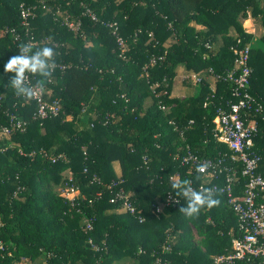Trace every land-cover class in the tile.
Listing matches in <instances>:
<instances>
[{
  "label": "trees",
  "instance_id": "obj_1",
  "mask_svg": "<svg viewBox=\"0 0 264 264\" xmlns=\"http://www.w3.org/2000/svg\"><path fill=\"white\" fill-rule=\"evenodd\" d=\"M20 5L35 8L28 31L20 24ZM248 12L263 21L262 45L250 48L249 65L250 93L264 106V0H0V128L9 125L10 113L26 122L0 139V264H210L231 251L242 232L225 194L216 191L218 206L187 218L179 212L186 201L175 195L170 177L189 179L195 189L204 179L181 164L186 148L230 164V150L212 131L216 110L233 100V85L216 80L212 91L202 77L192 96L170 93L180 66L209 78L210 69L221 77L234 70L235 49L251 40L241 24ZM66 19L80 22L76 33ZM107 23L119 27L123 56ZM29 42L33 50L52 46L56 63L66 65L55 69L43 92L59 101V115L42 123L32 120L33 103L14 94L11 74L4 72L18 45ZM184 80L192 86L190 75ZM253 117L260 130L253 149L264 176V120ZM115 163L135 215L119 214L121 203L109 202L113 191L105 184L118 179ZM236 178L240 197V167ZM71 184L75 197L60 196L59 188ZM168 193L179 202L156 213Z\"/></svg>",
  "mask_w": 264,
  "mask_h": 264
},
{
  "label": "built area",
  "instance_id": "obj_2",
  "mask_svg": "<svg viewBox=\"0 0 264 264\" xmlns=\"http://www.w3.org/2000/svg\"><path fill=\"white\" fill-rule=\"evenodd\" d=\"M20 7V24L28 31L29 21L33 17V10L35 8H24L22 5ZM87 13L93 21L97 20L90 11H87ZM64 23L68 29L74 32H77L80 27V22L77 20L66 19ZM106 26L115 37L120 56H123L127 46L118 34V25L116 23H107ZM12 32L14 31L12 30ZM237 43L239 44L240 40ZM234 53L236 55L234 60L235 68L226 74L225 77L215 75L211 69L209 70V74L213 76L215 81L220 79L227 80L233 85L231 90L233 100L227 103V109L220 107L216 110L212 131L216 141L226 145L230 150V164L227 165L223 157L207 158L198 156L191 152L189 148H186L185 154L181 158V164L189 166V170L196 171V173H198L197 169L200 166L205 168L204 173H198L203 175L204 179L197 186V190L201 186H204L213 187L216 191L224 193L227 198V204L236 215L242 232L241 237L233 240L231 251L215 256L210 264H235L237 262L254 260H259L264 264V176L258 172L261 157L253 149L254 139L260 132L253 115H261L262 120H264V106L250 93V79L252 75V69L249 65L250 44L235 49ZM156 60V57H152L148 64L153 66ZM65 68L66 65L62 61L56 63L55 69L64 70ZM143 70L145 71L146 67ZM191 80L194 84H198L201 82V77L193 75L191 76ZM30 81L34 84L35 76H30ZM31 102L34 105V112L31 116L34 121L42 123L59 115L61 107L59 101L56 99L48 100L45 98L44 93L38 94ZM208 104H210V101L207 100L203 106L206 107ZM160 108L163 111L166 109L164 106ZM8 117L9 125L3 128L5 134H10L14 130L22 131L25 128L26 122L20 120L15 114L10 113ZM170 123L174 125L173 122ZM189 124L192 125L193 121H190ZM174 128L175 130L178 129L176 126ZM262 133L264 135V130ZM29 155L34 156L35 152H31ZM42 155L48 157L46 153ZM48 158L51 162L55 163V158L51 156ZM147 161L148 159L144 156V164ZM239 167L240 176L244 178L243 194L240 197L234 193L237 182L236 171ZM83 172L86 173L87 170L84 169ZM222 175L224 176V183L219 186L217 181ZM172 177L178 178V174ZM93 180L100 182L96 176H93ZM123 182V179L118 176L117 180L105 184L107 190L113 191L109 202L111 204L120 202V210H123L124 213L135 215L136 208L130 200V195L125 193L121 187ZM62 193L63 197L69 200H72L77 194L73 184L67 185ZM68 195H73V198H69ZM97 196L100 197L101 193L98 192ZM177 201L179 202L176 197L168 193L164 203L156 207V213H160L164 207L175 206L178 203ZM137 219L139 223L144 222V217L142 216H138ZM91 228V223H87L86 229L91 230ZM94 249L96 250V248ZM163 249L165 251L170 250L169 246H165ZM3 250V244L0 242V251Z\"/></svg>",
  "mask_w": 264,
  "mask_h": 264
},
{
  "label": "clouds",
  "instance_id": "obj_3",
  "mask_svg": "<svg viewBox=\"0 0 264 264\" xmlns=\"http://www.w3.org/2000/svg\"><path fill=\"white\" fill-rule=\"evenodd\" d=\"M55 68V49L44 45L33 50V45L29 42L18 45V54L7 60L4 72L11 74L9 82L14 94L17 97L32 100L46 90V85L50 82ZM30 76L38 77L34 84L30 81ZM197 172L202 174L205 168L200 166ZM170 183L175 190V195L182 196L186 201L185 205L179 208V212L187 218L198 217L202 209H211L220 203L215 198L217 192L213 187L201 186L197 190L192 186L191 180L174 177H170Z\"/></svg>",
  "mask_w": 264,
  "mask_h": 264
},
{
  "label": "crops",
  "instance_id": "obj_4",
  "mask_svg": "<svg viewBox=\"0 0 264 264\" xmlns=\"http://www.w3.org/2000/svg\"><path fill=\"white\" fill-rule=\"evenodd\" d=\"M261 7H262V3H261ZM58 15H60L61 13L59 11ZM242 27L244 29V31L251 36V40H250V48H256V46H259L260 43V39L262 38L263 35V21H262V16H259L257 18L251 17V15H249V12L247 13V16L242 19L241 21ZM195 27L197 29H199L200 27L195 25ZM74 32V31H72ZM76 33V32H74ZM2 32H0V38L2 37ZM262 45V44H261ZM177 75L175 76V78L173 79V83H172V89H171V93L170 96L172 98H186V97H190L194 94L196 86L193 83V81H189V83L192 84V87H190L189 85H187L188 82H186L184 79L185 77H187V75H190V79L191 76L193 75H197L199 77H203L204 79L209 80L210 83V88L212 91H214L215 89V80L213 77L209 78L206 74V71L203 72H186V70L183 67H178L177 68ZM185 81V82H183ZM182 83V84H181ZM146 104H149L148 100L146 101ZM4 138L3 136V130H1L0 128V139ZM264 169V168H263ZM114 170L117 176L121 175V171L119 168L118 163L114 164ZM264 171V170H263ZM64 189L59 188V194L60 196H63V191ZM69 198H73L72 195H68ZM119 214L124 213L123 210H118L117 211Z\"/></svg>",
  "mask_w": 264,
  "mask_h": 264
},
{
  "label": "rangeland",
  "instance_id": "obj_5",
  "mask_svg": "<svg viewBox=\"0 0 264 264\" xmlns=\"http://www.w3.org/2000/svg\"><path fill=\"white\" fill-rule=\"evenodd\" d=\"M69 42H70V43L72 42V44H76V42L74 41V38H73V39H70ZM183 82H185V81H183ZM181 84H182V83H181ZM190 84H191V83H190ZM187 85H188V84H187ZM189 86L192 87L191 85H189ZM72 196H73V195H72ZM121 214H124V213H121ZM169 231H170V230H169ZM192 233H193V235L195 236V239L198 240L199 237H196L197 234H196L195 230L192 229ZM214 257H215V256H214ZM125 264H130V262L126 261Z\"/></svg>",
  "mask_w": 264,
  "mask_h": 264
}]
</instances>
